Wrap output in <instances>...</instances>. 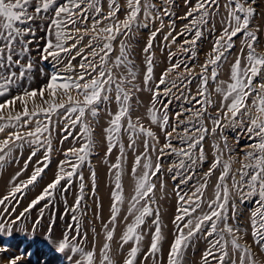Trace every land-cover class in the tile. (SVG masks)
<instances>
[{"label":"snow or ice","instance_id":"6c2138e0","mask_svg":"<svg viewBox=\"0 0 264 264\" xmlns=\"http://www.w3.org/2000/svg\"><path fill=\"white\" fill-rule=\"evenodd\" d=\"M172 2L161 0L158 8L153 0H0V171L18 164L25 147L30 150L23 166L8 180L6 193L0 196V235L11 237L13 231H18L34 238L40 229L44 209L32 222L31 229L26 227V214H30L40 201L54 199L57 190L68 191L74 177L81 181L83 193L84 178L79 170L93 151L92 125L103 110L109 117L108 126L104 129L108 142L106 156L117 146L120 152L116 163L111 166L116 170L111 214L103 226V244L98 249L94 236L87 250L81 246L87 241V233L82 231L80 219L75 214L81 209L83 195L77 197L71 209L66 208L65 214H73L72 222L58 241L52 238L54 220L50 219L44 239L49 245H55L58 253H69L67 264H116L112 258V241L121 220L124 230L119 239V250L131 245L123 256L122 264H137L146 217L154 214L151 204L155 203L156 185L152 178L161 171L160 158L174 154L181 157L175 167L194 169L207 159L206 137L217 136L218 133V139L211 145V162L208 170L202 173L201 181L185 192L180 185L191 181L192 175L180 172L173 175L174 180L180 177V185L175 186L177 214L173 221L175 232L167 264H185V253L194 237L205 241L197 264H264V49L258 35L262 30L253 25L257 16V0H185L187 10L180 19L188 23L178 36L172 37V43L179 36L186 37L183 45L190 47L182 46L181 51L190 52L195 58L197 44L205 31L215 34V38L204 62L199 65L196 94L185 97L192 107L175 113V124L169 123L168 104L159 97L161 92L166 97L172 87H177L175 81L168 87L166 77L180 68L182 62L172 64L155 87L148 86L153 78L150 50L159 29L153 31L143 49L146 71L144 86L140 87L135 83L137 72L132 67L134 61L129 59L127 42L134 28L148 27L154 20L161 21L162 29L161 10L163 15L172 16ZM169 27L165 40L172 36L174 22ZM38 30L43 33L40 37L37 36ZM236 38L240 40V47L234 54ZM172 55L170 53L169 59ZM45 62L51 63V71H45ZM37 63L41 65L39 76L46 81L33 88ZM225 64L228 65L227 79H220ZM184 71L190 74L193 68L185 64ZM187 82L191 83V79ZM160 85L165 87L161 89ZM142 91L151 93V106L146 110V117L150 124L159 127L165 137L159 149L155 147L159 143L156 133L151 127H145L142 117L137 116L133 120L131 115L132 97ZM136 102H140L139 97ZM112 104L116 106L115 111L108 107ZM157 104L161 107L158 108ZM210 108L214 110L211 113ZM184 112L192 113V117L187 118L192 126L184 128L183 134L177 133L176 138L186 145L177 148L172 137L183 123L180 117ZM53 117H57L55 123H62V131L67 133L61 144L71 136L80 146L74 145L63 152L64 159L59 162L53 181L16 215L24 189L33 185L51 163ZM193 118L195 124L192 123ZM204 120L211 122L210 129ZM77 127L79 135L73 136L72 130ZM228 128L233 131L239 129L242 134L234 138L238 145L241 139L245 141L239 152L224 135ZM122 133L127 134L128 148L133 151L137 139L145 138V151L135 156L131 168L133 194L128 199L123 217L121 208L126 198L122 164L126 156L121 142ZM149 138L152 144H149ZM220 141H223L222 145ZM41 149L43 157L33 161ZM149 149L158 152L155 164L148 155ZM184 158L190 163H186ZM30 164H34L31 175L20 179ZM234 164L239 167L233 168ZM91 175L95 185L96 174L93 171ZM213 176L215 182L209 192ZM58 186L61 187L58 189ZM52 199L45 208L49 207ZM241 216L244 217L242 223ZM152 223L155 228L145 259L155 258L161 251L158 212ZM3 251L7 249L0 247V252ZM22 258L23 255L12 257L8 264H18Z\"/></svg>","mask_w":264,"mask_h":264},{"label":"rangeland","instance_id":"374dc122","mask_svg":"<svg viewBox=\"0 0 264 264\" xmlns=\"http://www.w3.org/2000/svg\"><path fill=\"white\" fill-rule=\"evenodd\" d=\"M158 8L161 6V0H153ZM170 10L173 13L172 16H165L161 10V16L163 19L164 27L161 29V21L154 20L149 22L148 27H140L139 29H133V33L128 38L129 44V59L134 61L132 65L133 69L137 72V77L135 83L140 87H143V76L146 71V54L143 49L145 48L149 37L153 31L157 32L155 39L152 41V49L150 50L153 60V78L149 82V87H155V84L158 83L161 75L172 65L177 62H182L181 67L177 68L174 72L170 73L167 77V86L171 87L172 81H175L177 87L171 88V93L166 97L163 92H161L160 99L163 100V103L168 104V114L170 117V124H175L176 118L175 113L181 112L184 108L192 107L191 103H188L185 100V97L189 95H195L197 87L199 86V75L200 72L199 65L202 64L205 60V55L211 50L212 42L215 38V34L205 31L204 37L198 42L196 47V56L195 58L191 57L190 52L181 51V47H190L189 45H183V40L186 37L179 36L176 39L175 43H172V37L178 36L184 25L188 23L187 20L180 19L185 12V0H173ZM257 16L253 20L254 26H259L262 30L260 35L261 48L264 49V0H257L256 4ZM123 18V17H121ZM174 22V31H172V36H169L168 40H165L164 37L168 35L170 31V25ZM43 33L38 30L37 36H42ZM190 38V37H187ZM88 37L85 36V41ZM236 47L233 49V53L240 47V40L236 38ZM43 41H41V44ZM170 53L173 54L171 59H169ZM35 55V51H34ZM79 59V58H77ZM231 60V57L229 58ZM75 64L76 61H73ZM187 64L189 68H193V71L189 74L184 71V65ZM41 65L37 63V72L36 79L32 83L33 88H38L42 83L46 81L41 79L39 76V68ZM46 72L52 70V65L49 62L43 64ZM59 67H63L60 65ZM228 65L225 64L224 69L221 73L220 79H227ZM183 79V83L181 80ZM191 79V83L187 81ZM165 85H160V88L163 89ZM137 97H139V103H137ZM177 97H179L177 99ZM169 101L171 103L169 104ZM132 118L136 119L137 116L142 117V123L145 127H151V130L156 133L159 143L155 144V147L159 149L165 142V137L163 132L159 129L157 125L150 124L149 120L146 117V110L151 106V93L147 91H142L136 93L132 97ZM194 103V102H193ZM103 107V106H102ZM112 111H115V104L108 106ZM157 107L160 108L161 105L157 104ZM199 107V105H197ZM195 111V109H193ZM213 109H209V112H213ZM192 117V113L184 112L180 117V120L183 121L176 128V132L173 133L172 143L175 147H186L182 145L181 142L176 138L177 133L183 134V129L186 127H191L188 119ZM91 119V118H89ZM108 115L105 111H101L96 121L93 122V139H94V148L91 155L88 157L85 164L79 170L83 175V184L84 189L83 193L80 190L81 181L74 177L71 187L68 191L62 192L57 190L54 199L46 198L43 201H40L34 208H32L26 221V227L31 229L32 222L40 214V210L44 209L43 219L41 220L40 229L35 233V237L32 238L31 235H24L21 232L13 231L11 237L6 235H0V247L6 248L7 251L0 252V264H8L9 259L15 256L23 255V258L18 261V264H67L66 257L68 252L65 251L63 254H60L56 251L55 245H49L44 239V233L48 229L50 219L54 220V225L52 228V238L53 240L58 241L66 227L72 222V213L68 212L65 214L66 208L71 209L75 203V200L80 195H83V200L81 201V209L75 213L81 222L82 231L87 233V241L84 242L81 246L85 247V250L91 247L93 242V237L95 236L97 242V248L99 249L100 245L104 242V225L109 221L110 218V208L112 204L111 193L114 189V173L115 169H112L111 166L116 163L117 158L120 156L119 148L114 147L110 155L106 156L108 151V142L105 138L104 129L108 126ZM57 117H53L54 129L52 132V152H51V163L48 168L45 169L44 173L38 177L37 181L24 189L23 198L19 202V206L16 208V215L28 207V205L36 199L44 190V188L50 184L58 171V164L64 159L63 152L67 149L73 147H79L78 143L73 141L70 136L68 140H64L61 144V139L67 133L62 131L63 124L55 123ZM192 123L195 124V118L192 119ZM204 124L209 129L212 127L209 120H204ZM198 126V125H197ZM171 129H169L170 131ZM240 134L239 129L233 131L228 128L224 130V135L228 137V143L239 152L242 144L245 143L241 139L240 145L236 144L235 137ZM73 136L79 135L78 127L77 129L72 130ZM217 136H208L204 142L205 152L207 153V159L203 164H199L194 169H178L174 165H178L181 157L173 155H163L160 158L161 171L157 174L156 177L152 178V182L156 185L153 198L155 203L151 204V207L154 210L153 216L146 217V224L144 226V238L140 245V253L137 257V264H167V256L169 246L174 238L175 225L173 223L176 213V190L175 186L180 185V177L178 176L175 180L173 175L177 172L183 173L184 175H192V180L187 184L180 185V187L185 191H189L191 185H194L201 181L202 173L208 170V166L212 159V148L211 145L214 140L218 139ZM242 135V134H240ZM144 137H140L136 141L135 151L128 148V136L127 134H121V142L125 146V156L126 160L123 162L122 167L124 169L122 175V183L124 186V196L125 204L121 208V217L126 214L128 199H130L133 194V180L131 177V168L134 165V159L136 155H139L145 151L144 149ZM153 142L149 138V144ZM221 145L223 141H220ZM247 150V149H245ZM29 149L25 147L23 155L19 157L18 164H12L7 166L4 170L0 171V196H3L8 188V180L14 174L18 168L23 166L24 160L29 154ZM170 151V150H166ZM148 155L151 157L153 164L157 162L156 158L158 152H152L148 150ZM43 157V149L37 153V157L33 158L35 161L37 158ZM186 163L187 158H184ZM225 159H227V153L225 154ZM143 163V161H142ZM34 164H30L27 172L24 173L20 179H27L33 170ZM238 164H234L233 168H238ZM171 169V171H169ZM95 172V185L92 181V172ZM215 182V176L210 178V187L209 192L211 191V184ZM64 184V181L61 182V185ZM61 186H58V189ZM20 196V194H17ZM49 199H52V203L49 207L45 208L46 204H49ZM243 211V209H242ZM159 213V222L161 227V242L160 248L161 251L157 253L155 258L149 257L145 259L144 254L150 246L152 234L154 232L155 225L152 223L155 218V213ZM131 219V217H129ZM241 223L243 222L244 217L241 216ZM110 226V225H109ZM95 229V232H93ZM124 230V223L121 220L116 227L114 238L112 241L113 255L112 258L116 261V264H122L123 256L126 255L128 248L131 246L125 245L124 250H119V239ZM98 234V235H97ZM243 243V241H241ZM205 248V241L203 239L193 238L189 248L185 253V264H197L201 252Z\"/></svg>","mask_w":264,"mask_h":264}]
</instances>
